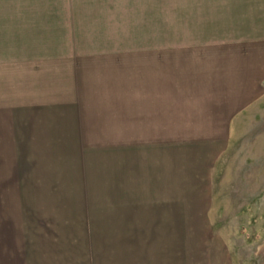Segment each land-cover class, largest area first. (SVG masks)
Wrapping results in <instances>:
<instances>
[{"label": "crops", "instance_id": "1", "mask_svg": "<svg viewBox=\"0 0 264 264\" xmlns=\"http://www.w3.org/2000/svg\"><path fill=\"white\" fill-rule=\"evenodd\" d=\"M216 2L0 0V264H174L159 232L121 228L135 214L112 208L142 204L111 192L160 190L174 206L175 144L210 174L233 128L254 125L264 8ZM112 153L120 173L134 154L133 178L162 158L161 182L115 188ZM207 236L196 250H227Z\"/></svg>", "mask_w": 264, "mask_h": 264}, {"label": "rangeland", "instance_id": "2", "mask_svg": "<svg viewBox=\"0 0 264 264\" xmlns=\"http://www.w3.org/2000/svg\"><path fill=\"white\" fill-rule=\"evenodd\" d=\"M168 1H171L172 6L192 5L191 12L197 13L199 8L202 10L210 5L211 0H159V7L166 6ZM216 3L222 8L232 6L235 10L250 7L259 12L264 8V0H217ZM164 27V22L159 18V38ZM254 114L253 121L249 120L254 125L233 128V139L226 144L227 148L216 161L213 173L209 174L208 169L200 168V160L195 155L197 151L190 144H175L174 206H165L166 199H158L159 196L166 197L160 190H112L111 198L116 201L129 198L127 200L142 204L112 208L132 210L135 214L132 218L137 219L136 222L129 221L130 214H121L128 217L127 221L121 219V228L125 226L127 231L140 229L143 231L144 243L151 240L147 239L151 233L159 232L155 240L160 244L169 242L175 250H155L158 258L161 260L162 256L166 258L168 255L174 264H212L216 261L264 264V101L256 103ZM118 145L112 143L117 148ZM156 159L154 174L140 166L142 170L133 178L134 167L130 166V162H134V154L126 163L123 162L125 169L120 173L118 158L112 153L111 185L117 188L122 185L121 182H128L129 178L143 187L151 181L161 182L163 161L159 157ZM201 170L206 171V175ZM170 193L168 202L172 204ZM188 198L191 202L187 201ZM202 231L227 250H196L193 245H199L200 242H197ZM124 242L133 244L131 238ZM211 244L208 241L205 243L206 247Z\"/></svg>", "mask_w": 264, "mask_h": 264}]
</instances>
